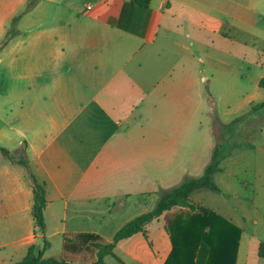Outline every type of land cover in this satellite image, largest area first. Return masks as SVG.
<instances>
[{
    "label": "crops",
    "instance_id": "obj_1",
    "mask_svg": "<svg viewBox=\"0 0 264 264\" xmlns=\"http://www.w3.org/2000/svg\"><path fill=\"white\" fill-rule=\"evenodd\" d=\"M27 1L0 0V42ZM129 1L40 0L0 49V146L12 156L0 153V264L45 245L44 257L96 261L92 245L65 238L110 242L166 189L201 176L212 159L194 140L211 100L204 84L216 72L241 80L247 60L264 69L262 0H150L144 10ZM243 139L221 160L214 195L192 199L240 228L236 264H264V132ZM21 160L46 184L45 231ZM177 210L117 244L107 264H164Z\"/></svg>",
    "mask_w": 264,
    "mask_h": 264
},
{
    "label": "trees",
    "instance_id": "obj_2",
    "mask_svg": "<svg viewBox=\"0 0 264 264\" xmlns=\"http://www.w3.org/2000/svg\"><path fill=\"white\" fill-rule=\"evenodd\" d=\"M40 0H28L25 7L11 19L4 38L0 42L2 49L13 37L20 33L18 24L24 14L31 11ZM150 0H130L127 5L149 9ZM260 85L264 87V78ZM264 104V102L260 103ZM216 146L211 162L204 173L198 177H187L181 184L166 189L153 209L137 215L118 229L112 241H107L99 234L86 233L81 236H67L65 247L69 242L89 243L97 250V260L92 263H77L65 258L44 257L43 249L30 246L24 258L13 264H107L106 256H114L117 244L129 239L136 233L147 235L150 225L164 214L172 212L166 225L171 239L172 249L164 264H236L241 230L229 220L192 199L195 192L210 189L218 190L215 175L219 171L221 160L233 149ZM234 148V147H233ZM0 151L12 160L10 151L0 146ZM30 172L33 180L35 202L32 216L37 228L45 231V208L47 205L46 184L39 181L30 171L27 161L21 160ZM81 238V239H80ZM259 253L264 257V242L259 246Z\"/></svg>",
    "mask_w": 264,
    "mask_h": 264
},
{
    "label": "rangeland",
    "instance_id": "obj_3",
    "mask_svg": "<svg viewBox=\"0 0 264 264\" xmlns=\"http://www.w3.org/2000/svg\"><path fill=\"white\" fill-rule=\"evenodd\" d=\"M261 5H264V0ZM259 25L258 35L264 37V20ZM261 26L262 29H260ZM247 61L249 64L243 62L245 65L238 70L245 75L241 80L233 75H222L216 72L215 85H211L210 88L209 84L205 83L203 86V92L210 93L211 100L205 99L204 105L200 107L198 139H194L198 141L201 154L210 152L212 156L213 143L216 146L222 145L223 149L224 146H227L226 149L233 148L240 142L245 143L246 139L243 138L252 136L253 132L261 130L264 132V104H260L264 101V87L255 84L257 75L264 73V69L260 64L252 65L251 60ZM199 192H205L206 196L214 195L213 191L205 189L194 193L193 196L201 197L203 193ZM130 215L131 213L118 218L113 217L105 229L115 231ZM110 264H116V262L111 260Z\"/></svg>",
    "mask_w": 264,
    "mask_h": 264
},
{
    "label": "built area",
    "instance_id": "obj_4",
    "mask_svg": "<svg viewBox=\"0 0 264 264\" xmlns=\"http://www.w3.org/2000/svg\"><path fill=\"white\" fill-rule=\"evenodd\" d=\"M89 8H91V6H88Z\"/></svg>",
    "mask_w": 264,
    "mask_h": 264
}]
</instances>
